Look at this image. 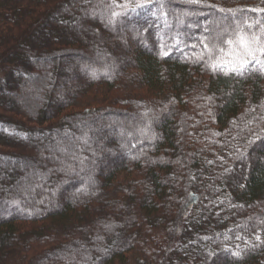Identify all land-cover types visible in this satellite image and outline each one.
I'll return each instance as SVG.
<instances>
[{
	"label": "trees",
	"instance_id": "trees-1",
	"mask_svg": "<svg viewBox=\"0 0 264 264\" xmlns=\"http://www.w3.org/2000/svg\"><path fill=\"white\" fill-rule=\"evenodd\" d=\"M262 29L264 0H0V94L55 93L0 104V264H264V68L198 42Z\"/></svg>",
	"mask_w": 264,
	"mask_h": 264
},
{
	"label": "snow or ice",
	"instance_id": "snow-or-ice-1",
	"mask_svg": "<svg viewBox=\"0 0 264 264\" xmlns=\"http://www.w3.org/2000/svg\"><path fill=\"white\" fill-rule=\"evenodd\" d=\"M124 6L126 7L127 4L125 3ZM162 8H163L162 4H157L153 8V7H147L146 4L138 3L136 5V8L131 9V12L135 14H139L137 12V9H140L141 11H147L150 12L153 16H156L157 11ZM112 15L116 16L118 15V13L113 12ZM159 18H162L164 24L167 23L166 14L161 13V16L158 17V19ZM249 27H251V25H249ZM203 31L204 33H207L209 29L207 27H204ZM261 31L264 32V29H262ZM213 40L215 42L211 43V48H216L217 44L221 42L227 43V45L231 49L229 55L232 56L231 60H225L223 57H221L220 59L215 61L210 66L213 72L219 69L225 75H228L229 72L235 73L236 75H241L244 69L248 68L250 64L252 65L253 68H255L257 64L261 65V67L264 68V61H261L256 55L257 52H259L260 55H264V40H261L260 36L254 35L251 38H249L246 35L239 34L235 40L233 39L223 40V32H220L217 33L215 37L204 36L198 42L202 43L203 47L208 49L210 47V44L205 41L211 42ZM218 50L223 52L222 48ZM91 75L93 78H95V72H92Z\"/></svg>",
	"mask_w": 264,
	"mask_h": 264
},
{
	"label": "rangeland",
	"instance_id": "rangeland-1",
	"mask_svg": "<svg viewBox=\"0 0 264 264\" xmlns=\"http://www.w3.org/2000/svg\"><path fill=\"white\" fill-rule=\"evenodd\" d=\"M86 44V43H85ZM37 49H39V48H37ZM43 49H45V50H47V48L45 47V48H43ZM59 50V49H58ZM98 51H100V52H103L104 53V50H102L101 49V47H99L98 48ZM106 51V50H105ZM40 52H43L42 51V48L41 49H39V51L38 52H36V54H39ZM73 62H74V59L72 58H69V59H67V63H66V68H67V71H66V73H65V75H69V74H71V72H72V64H73ZM59 63V61L57 60V61H55L54 63H52V64H54V66H56L57 64ZM15 65H20V64H18V63H15ZM32 70L36 73V72H43L42 70V68L41 67H38L37 65H33V68H32ZM7 72V69H0V78L1 77H3L4 76V74ZM21 78V77H20ZM23 80H24V78H22ZM21 79V80H22ZM51 79V78H50ZM22 80V81H23ZM19 81V79L17 78V82ZM18 87H16V93H15V95H11V94H9V92H6V93H2V94H0V104L1 105H4V106H7L10 102L12 103L11 104V109H13V111H16V112H18V113H22V98H23V96H24V94H28V99L26 100V102H28V103H30V102H32V103H34L35 102V99L36 98H39V101L41 100V102L43 103V102H45V99H47L48 98V96H51V97H54L55 96V93H54V91L53 90H50L49 88L48 89H43V91H41V93L39 94V96L38 95H33L32 93H30L31 91V89H27V88H25L24 90H21L20 88H19V86H21V81H19L18 82V85H17ZM70 86H72L73 87V89H74V86H75V82L74 81H70L69 82V79L64 83V84H62V86H60V91H63L62 89H63V87H70ZM57 94H59V92L57 93ZM37 100V99H36ZM40 102V103H41ZM8 107V106H7ZM149 110V109H148ZM148 110H147V107H144V106H142L140 109H138V111H132V112H134V113H146V112H148ZM144 122H146V121H144ZM61 143V142H60ZM62 143H65V140H64V142H62Z\"/></svg>",
	"mask_w": 264,
	"mask_h": 264
}]
</instances>
